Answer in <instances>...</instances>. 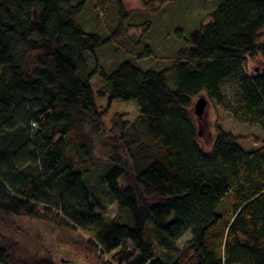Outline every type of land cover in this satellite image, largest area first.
<instances>
[{
	"label": "trees",
	"instance_id": "16d2710c",
	"mask_svg": "<svg viewBox=\"0 0 264 264\" xmlns=\"http://www.w3.org/2000/svg\"><path fill=\"white\" fill-rule=\"evenodd\" d=\"M109 1L118 25L105 36L81 22L85 1L0 0V224L22 234L28 217L68 229L102 264H264V144L246 150L219 127L205 150L193 107L205 92L264 129V0H215L208 22L178 35L172 67L103 71L109 105L140 108L111 126L90 61L132 24L124 0ZM0 264L60 263L0 239Z\"/></svg>",
	"mask_w": 264,
	"mask_h": 264
},
{
	"label": "rangeland",
	"instance_id": "374dc122",
	"mask_svg": "<svg viewBox=\"0 0 264 264\" xmlns=\"http://www.w3.org/2000/svg\"><path fill=\"white\" fill-rule=\"evenodd\" d=\"M85 1V11L81 15V22L89 32H99L108 36L118 25V8L109 0H79ZM215 0H168L155 2L153 9L147 8L141 0H124V6L130 16V29L114 41L106 44L96 52V59L90 61L91 68L96 70L92 83L97 92V101L102 110H107L105 122L111 126L119 114L127 119H134L140 112L136 101L115 100L109 105V94L101 95L105 79L102 72H112L124 61H132L140 68L163 70L174 65L175 57L184 42L179 34L188 35L191 31L209 21L216 5ZM154 9L156 12H153ZM264 39V37L262 38ZM262 57L249 60L250 72L260 69ZM226 94L232 98L233 91L226 87ZM201 97L208 99L206 111L203 116L195 113V105ZM194 113L199 130V143L205 150L213 146L219 127L230 131L239 137L238 141L246 150H256L263 146L264 129L261 126H252L239 122L235 117L226 112L219 104L212 101L205 92L194 96ZM96 149L98 156L102 140L96 133ZM229 198L225 199L227 204ZM110 214L117 215L118 207L115 202L108 199ZM225 209V207H224ZM24 232L11 230L0 224V239H10L20 246L27 248L34 256L45 254L54 255L60 264H102L98 257L80 246L81 239L78 234L68 229L53 227L49 223L28 217L18 221ZM14 226V225H13ZM192 234L188 231L176 244L177 253L185 246ZM131 245V243H130Z\"/></svg>",
	"mask_w": 264,
	"mask_h": 264
},
{
	"label": "water",
	"instance_id": "95a60500",
	"mask_svg": "<svg viewBox=\"0 0 264 264\" xmlns=\"http://www.w3.org/2000/svg\"><path fill=\"white\" fill-rule=\"evenodd\" d=\"M208 103H209V101L207 98L201 97L195 105L196 115H198L200 117L203 116L205 111H206Z\"/></svg>",
	"mask_w": 264,
	"mask_h": 264
}]
</instances>
